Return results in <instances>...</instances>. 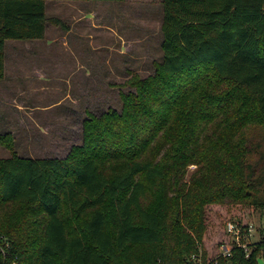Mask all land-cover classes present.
<instances>
[{
    "label": "trees",
    "instance_id": "trees-1",
    "mask_svg": "<svg viewBox=\"0 0 264 264\" xmlns=\"http://www.w3.org/2000/svg\"><path fill=\"white\" fill-rule=\"evenodd\" d=\"M50 0H0L8 40L45 36ZM122 2L124 0H87ZM163 58L65 158L0 159V264H260L209 259L208 209H264V0H163ZM195 166L189 173L190 167ZM228 242V241H227Z\"/></svg>",
    "mask_w": 264,
    "mask_h": 264
},
{
    "label": "rangeland",
    "instance_id": "rangeland-1",
    "mask_svg": "<svg viewBox=\"0 0 264 264\" xmlns=\"http://www.w3.org/2000/svg\"><path fill=\"white\" fill-rule=\"evenodd\" d=\"M82 8L83 13L77 9L72 12L80 18L73 26L63 20L79 36L76 44L68 39V45L46 48L34 40L7 41L6 82L0 81L4 84L3 88L0 85V137L9 135L14 151L22 157H67L74 145L83 143L84 121L91 114L100 116L109 109L122 111L121 94L134 91L127 82L135 74L142 78L154 74L155 64L163 58V0L93 6L89 10L97 11L93 20L84 18L89 7ZM56 11L58 15L67 12L59 8ZM49 19L50 24L60 28H50L53 39L65 34L66 29L55 17ZM82 68L88 71L85 77ZM12 152L0 144V159L12 156ZM195 168L190 167L189 173ZM231 221L261 224L264 209L244 205L209 207L205 239L209 259L221 254L223 245H230L227 225Z\"/></svg>",
    "mask_w": 264,
    "mask_h": 264
},
{
    "label": "crops",
    "instance_id": "crops-1",
    "mask_svg": "<svg viewBox=\"0 0 264 264\" xmlns=\"http://www.w3.org/2000/svg\"><path fill=\"white\" fill-rule=\"evenodd\" d=\"M116 3H119L120 5L121 4H129V0H124L122 2H102V1L94 2V1H87V0H50V1H47L46 13H47L48 18L53 19L55 17V19L58 21V23L62 24V27L64 29H66V32H65V34H61V35L57 34V36H58L57 39H53L54 37L50 34V28L51 27H55L58 30L60 28L56 27L55 25H52V24L48 23L44 38L36 39V40H34L32 42H36V41L42 42V44L46 48L52 47L54 44H63L64 46L68 45L69 44L68 43V39L74 40V44H76V41H77L79 36L77 35V33H74V28H72L70 26L69 22H71L72 26H73L75 22L80 20V18H79V15L76 16L72 12H76V9H77L80 13H83L84 10H83L82 7H89V9H85L86 14H88V15H87V17L84 16V18H88V20H93L95 18V14H96L97 11H89L91 9L90 7H93V6L97 7V6H101V5H109V4H116ZM76 5H80V7L79 8L74 7ZM53 7H54L55 11L59 8V9H64L67 12L65 13V15H62V14L58 15L56 12H59V11L55 12L53 10ZM50 11H53L54 15L51 16ZM112 15L113 16L115 15L114 11H113ZM63 20L64 21L68 20L69 21L68 24L67 23L64 24ZM59 32H62V31H59ZM58 40H61L62 43H61V41L59 43H56ZM26 42L28 43V42H31V41H26ZM72 53H73V51L69 52V54H72ZM72 56H74V55H72ZM82 69L86 70L85 71L86 74L83 73V75H82V76L85 77L88 74V71H87L86 68H82ZM0 81L1 82H3V81L6 82V71H5L4 78L1 79ZM0 85L3 88L4 84H0Z\"/></svg>",
    "mask_w": 264,
    "mask_h": 264
},
{
    "label": "built area",
    "instance_id": "built-area-1",
    "mask_svg": "<svg viewBox=\"0 0 264 264\" xmlns=\"http://www.w3.org/2000/svg\"><path fill=\"white\" fill-rule=\"evenodd\" d=\"M227 232L231 237L230 245H223L221 247V254L219 256L231 257L232 251L235 248L243 249L249 257L252 252V246L260 240H264V221L261 224L242 223L240 221H231L227 225ZM259 235L258 239L255 236ZM196 264H210L203 260L202 253L194 254L192 256Z\"/></svg>",
    "mask_w": 264,
    "mask_h": 264
},
{
    "label": "water",
    "instance_id": "water-1",
    "mask_svg": "<svg viewBox=\"0 0 264 264\" xmlns=\"http://www.w3.org/2000/svg\"><path fill=\"white\" fill-rule=\"evenodd\" d=\"M260 264H264V260L263 259H260Z\"/></svg>",
    "mask_w": 264,
    "mask_h": 264
}]
</instances>
